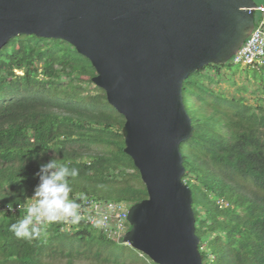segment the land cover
<instances>
[{"label": "trees", "instance_id": "obj_1", "mask_svg": "<svg viewBox=\"0 0 264 264\" xmlns=\"http://www.w3.org/2000/svg\"><path fill=\"white\" fill-rule=\"evenodd\" d=\"M84 57L67 41L24 34L0 50V264H90L79 262L90 254L126 264L109 249L123 242L82 221L47 224L39 238L18 239L9 226L26 208L4 209L32 203L35 173L51 159L79 170L69 179L70 197L128 207L147 197L124 151L125 118L93 83L96 71ZM226 64H208L183 83L195 129L181 144L183 180L203 264H264V64L236 70L242 82L224 72ZM128 259L141 264L142 256L131 249Z\"/></svg>", "mask_w": 264, "mask_h": 264}, {"label": "water", "instance_id": "obj_2", "mask_svg": "<svg viewBox=\"0 0 264 264\" xmlns=\"http://www.w3.org/2000/svg\"><path fill=\"white\" fill-rule=\"evenodd\" d=\"M252 0H0V50L20 35L61 39L87 57L125 118L124 151L147 197L122 240L156 264H203L181 144L194 134L183 83L224 64L254 24Z\"/></svg>", "mask_w": 264, "mask_h": 264}, {"label": "clouds", "instance_id": "obj_3", "mask_svg": "<svg viewBox=\"0 0 264 264\" xmlns=\"http://www.w3.org/2000/svg\"><path fill=\"white\" fill-rule=\"evenodd\" d=\"M35 175L39 177V183L31 195L34 202L27 205L23 218L9 226V231L18 239L29 241L39 238L47 224L55 222L77 224L82 219L81 205L77 201L83 199V196L70 197L73 189L69 179L79 175L77 168L51 159L41 164ZM100 226L98 222L97 227Z\"/></svg>", "mask_w": 264, "mask_h": 264}, {"label": "built area", "instance_id": "obj_4", "mask_svg": "<svg viewBox=\"0 0 264 264\" xmlns=\"http://www.w3.org/2000/svg\"><path fill=\"white\" fill-rule=\"evenodd\" d=\"M253 10L262 14L261 23L252 27L243 43L231 56L232 63L242 67H257L264 64V1L256 5ZM78 203L81 205L82 219L80 221L101 230L109 239L123 242L122 238L130 228L127 219L130 207L112 201H99L84 197ZM9 207L12 208L9 209ZM26 207L23 204H19L18 207L17 204L16 206L6 205L4 209L15 213ZM98 222L100 227H97ZM69 224L66 223L64 228H67Z\"/></svg>", "mask_w": 264, "mask_h": 264}, {"label": "rangeland", "instance_id": "obj_5", "mask_svg": "<svg viewBox=\"0 0 264 264\" xmlns=\"http://www.w3.org/2000/svg\"><path fill=\"white\" fill-rule=\"evenodd\" d=\"M252 1H253L254 5H259L264 0H252ZM253 14H254L253 27H254L255 25H258V24L261 23L262 14L259 11H257V10H254ZM231 62L232 61H231V58H230L227 61V64L225 65V69H227V70H224V72L227 73V72H229L228 70L235 71V74H234L235 77L234 78L236 79L237 82H242V79L240 78L239 72L236 71V70H238L241 67V65H238V64L230 65L229 63H231ZM211 85L214 88H218V89L221 87L223 89V91H225L228 94H231L234 91V88L231 87L230 85L226 84V83H223L221 86L217 85L216 83H213ZM32 202H34V200ZM109 249L113 252V254L121 257V259H119L120 262H125L126 264H129V263L132 262V261H130V259H128V252L131 249L132 250H135V249L132 248L130 245L125 244V243L124 244L113 243L112 245H110ZM139 253H140V256H142V260L138 261L139 263H141V264H152L151 262H153V261L148 256L142 254L141 252H139ZM103 254H105V253H103ZM79 262H81V263H90V264H105V263H101L102 262V258H100L98 261H96L91 254H90V256L81 257Z\"/></svg>", "mask_w": 264, "mask_h": 264}, {"label": "bare ground", "instance_id": "obj_6", "mask_svg": "<svg viewBox=\"0 0 264 264\" xmlns=\"http://www.w3.org/2000/svg\"><path fill=\"white\" fill-rule=\"evenodd\" d=\"M85 58V57H84ZM37 181V180H36ZM31 195V194H30Z\"/></svg>", "mask_w": 264, "mask_h": 264}]
</instances>
